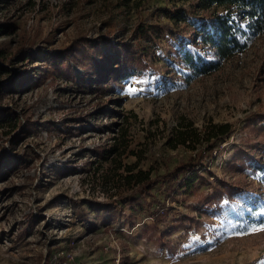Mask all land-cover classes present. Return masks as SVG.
Returning <instances> with one entry per match:
<instances>
[{
	"label": "rangeland",
	"instance_id": "1",
	"mask_svg": "<svg viewBox=\"0 0 264 264\" xmlns=\"http://www.w3.org/2000/svg\"><path fill=\"white\" fill-rule=\"evenodd\" d=\"M194 2L0 0V22L14 28L0 34L7 53L23 45L63 49L80 37L109 36L143 55L131 69L116 66L99 93L47 78L3 98L0 105L30 111L36 124L10 150L15 159L28 153L29 168L5 172L0 180V264H264L263 204L249 210L251 216L235 208L221 218L203 215L189 232L164 239L170 250L151 240L152 218L143 200L134 210L123 203L138 188L126 179L128 168L154 178L197 157L191 147L170 146L182 124L199 134L216 124L234 128L204 160L200 192L224 178L246 180L250 190L260 185V175L246 178L229 167L250 135L246 124L264 112V32L217 72L186 79L187 71L170 60L181 39L171 16ZM142 25L157 33L143 38ZM38 65L29 68L31 76ZM16 132L0 127V150ZM105 148L110 153L99 156ZM165 195L157 192L161 201ZM194 201L186 195L167 199L184 216L196 217Z\"/></svg>",
	"mask_w": 264,
	"mask_h": 264
},
{
	"label": "trees",
	"instance_id": "2",
	"mask_svg": "<svg viewBox=\"0 0 264 264\" xmlns=\"http://www.w3.org/2000/svg\"><path fill=\"white\" fill-rule=\"evenodd\" d=\"M219 8H222V12H219ZM171 19L181 39L174 51H170V60L187 71L186 79H196L220 70L224 62L249 48L252 36L264 32V0H195L189 8L176 7ZM5 25L6 23L0 22V34H12L14 28ZM139 27L143 38L157 33L153 27ZM10 28L12 30L8 31ZM165 28L173 29L171 25H166ZM184 35L187 36L186 39ZM108 49L112 51L109 52ZM142 59L143 55L136 53L131 46L127 47L109 36L95 39L80 37L63 49L29 45H23L14 53L0 49V103L8 94H21L30 87H38L47 78L51 82L64 80L82 92L99 93L103 84L114 74L116 66L124 65L131 69V66L141 63ZM34 64H40V67H37L38 73L31 76L29 68ZM77 69L81 70V76L77 74ZM3 77L6 79L3 80ZM35 124L30 111L23 112L0 105V127H14L17 131L8 141L11 145L0 150V180L6 173H17L24 166L29 168L25 160L28 153L22 151L21 157L15 159L10 150L21 138L22 131L28 133L34 129ZM114 126L105 128L112 130ZM191 127L192 124L186 127L182 124L181 128L185 129L176 131L175 140L170 141V146L191 147L198 152L196 158L180 163L154 178L142 171L133 173L134 169L130 167L126 177L129 183L135 182L138 188L132 196L123 199V203L134 210L140 207L139 203L143 200L146 212L152 218L151 240L158 244L163 242L165 248L170 250L172 244L164 239L181 230L189 232L203 215L221 218L235 208L242 211L239 215L251 216L249 210H257L261 204L264 205V112H258L246 124L250 135L234 150L229 167L232 173L246 178L260 175V185L252 190L246 180L230 181L224 178L215 182L210 191L207 189L200 192L197 184L204 160L208 158V154L219 149L234 128L228 123L216 124L199 134ZM107 153L110 151L105 148L98 155L104 157ZM161 190L166 194L164 201L157 197V192ZM136 195H139L137 199ZM181 195L195 198L196 217L184 216L171 202H167L170 197L175 200ZM120 210L125 214L122 208ZM160 224L163 225L162 230ZM159 230L162 233L159 234ZM48 262L46 260L45 264Z\"/></svg>",
	"mask_w": 264,
	"mask_h": 264
},
{
	"label": "snow or ice",
	"instance_id": "3",
	"mask_svg": "<svg viewBox=\"0 0 264 264\" xmlns=\"http://www.w3.org/2000/svg\"><path fill=\"white\" fill-rule=\"evenodd\" d=\"M261 230H264V229H261Z\"/></svg>",
	"mask_w": 264,
	"mask_h": 264
}]
</instances>
